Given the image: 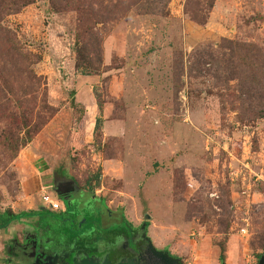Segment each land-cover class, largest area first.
<instances>
[{
  "label": "rangeland",
  "instance_id": "1",
  "mask_svg": "<svg viewBox=\"0 0 264 264\" xmlns=\"http://www.w3.org/2000/svg\"><path fill=\"white\" fill-rule=\"evenodd\" d=\"M91 1L118 16L96 24L89 53L78 44V14L55 13L48 0L5 19L40 57L33 69L55 115L0 172V208L40 211L44 195L63 206L49 186L55 177L74 178L91 195L99 230L110 228L99 218L109 211L127 223L114 228L127 234L128 225L134 244L148 245L143 263L127 261L146 264L154 250L183 264H222L225 243V264H258L262 251L251 243L264 234V119L250 114L241 84L218 82L211 65L197 70L195 54L224 39L264 52V0H215L202 25L186 13L187 0H80ZM107 144L113 159L105 158ZM85 218L71 242L79 235L86 245L96 239ZM20 223L9 238L0 235V264L32 261L7 254L12 238L34 241ZM50 232L68 233L59 226L46 238ZM108 253L92 259L111 264Z\"/></svg>",
  "mask_w": 264,
  "mask_h": 264
},
{
  "label": "trees",
  "instance_id": "2",
  "mask_svg": "<svg viewBox=\"0 0 264 264\" xmlns=\"http://www.w3.org/2000/svg\"><path fill=\"white\" fill-rule=\"evenodd\" d=\"M35 1L0 0V172L17 158L21 148L30 144L55 115L54 108L49 104L47 89L43 87V79L33 69L40 57L28 51L18 40L17 34L5 25L7 17L19 14ZM48 1L55 13L76 12L78 14L77 40L86 53L90 52L89 46L92 37L96 35L94 33L96 24L109 23L118 16L111 8L102 6V3H99L101 7H96V2L93 1L87 5H83L80 0ZM214 2L215 0H187L185 11L191 20L202 25L205 24V15L212 9ZM209 50L207 53L195 54L197 70L203 71V66L211 65L210 71L215 74L214 77L218 79V82L226 83L229 87H231L229 84L232 81H235L237 85L241 84V91H244L245 88L248 94L245 100L248 99L250 107L253 109L250 114H253L255 118L264 119V52L255 44L226 39L222 40L217 49L210 48ZM100 52L101 50H99V54ZM78 67L80 68L81 65L79 64ZM191 68L193 69L195 66ZM242 94L245 96V92ZM231 95L235 97V93ZM121 105V103L118 104L119 107ZM102 109L103 106L100 104L99 110ZM117 117H119L118 114ZM104 148L105 158L113 159L115 154L113 150H110L109 144ZM64 177L67 178V175L62 176V179ZM55 179L59 178L55 177ZM68 179L79 185L74 178ZM51 186L49 187L51 188ZM227 196V202L230 204L229 192ZM226 211L229 212L226 209L224 213ZM222 216L226 223H222L221 229L227 231L229 215ZM34 218H37V223H29L26 226L32 229L30 235L33 239L39 237L41 240L44 249L39 248V250L43 256L52 255L53 252L50 251L59 249L63 243L71 242V232H80L83 228L74 226L69 219L70 216L61 210L16 213L10 208L4 210L0 208V231L9 229L15 223H20L23 220L30 221ZM59 226H62L63 229L66 228L68 233L50 232L51 237L46 238L47 231H52ZM255 239L259 242L256 245L253 241L251 246L256 251H262L256 256L259 264L264 258V234L257 233ZM17 242H19V238H14V243ZM46 247L48 248L46 249ZM36 248L37 242L35 250ZM225 251L224 243L221 245L220 255L222 264H225ZM180 264L183 263L180 261Z\"/></svg>",
  "mask_w": 264,
  "mask_h": 264
},
{
  "label": "flooded vegetation",
  "instance_id": "3",
  "mask_svg": "<svg viewBox=\"0 0 264 264\" xmlns=\"http://www.w3.org/2000/svg\"><path fill=\"white\" fill-rule=\"evenodd\" d=\"M51 190L52 193L60 198L63 202L65 208L64 213L70 216V221L74 226L79 228H86L87 224H82L83 220L87 221L85 218L88 215L91 219V229L94 230L96 239L94 241H89V244H84V235H79L72 242H66L57 248L51 254H46L45 256L41 255L39 248L44 249L41 240L36 238L34 241H25L23 244L20 242L13 243L10 246V254L12 256H17L18 252H22L24 256L31 258L30 264H74L73 258L78 257L80 260L83 259H94L101 257V250L106 249L109 253L108 260L111 261V264H117L121 260H127L131 258L140 259L143 263L141 257L147 256L146 250L147 246L141 249V246L134 244V236L132 229L127 225V234L121 229L114 228L116 224H122L124 220L120 219L116 215H113L111 212L103 213L100 219L105 222L107 228H102L99 230L98 221L93 219V213L91 211V195L86 190L80 188L73 180L71 179H55L53 178ZM102 212V211H101ZM127 224V223H123ZM85 225V226H82ZM80 230V229H79ZM121 230V231H120ZM75 232V231H74ZM79 232V231H77ZM73 233V232H71ZM83 241V242H82ZM37 242V248L35 250ZM15 246V248H14ZM48 247H46L47 249ZM106 255V254H105ZM103 255V256H105ZM149 257V256H148ZM14 258V257H13ZM145 257L144 260H146ZM104 258H102L103 260Z\"/></svg>",
  "mask_w": 264,
  "mask_h": 264
},
{
  "label": "water",
  "instance_id": "4",
  "mask_svg": "<svg viewBox=\"0 0 264 264\" xmlns=\"http://www.w3.org/2000/svg\"><path fill=\"white\" fill-rule=\"evenodd\" d=\"M152 254L154 257L149 256L146 264H180V260L170 257L168 254L164 253H156L154 250H152ZM74 264H99L98 262H95L93 259H85L80 263H77L74 260ZM118 264H141L139 260H122ZM259 264H264V258L260 261Z\"/></svg>",
  "mask_w": 264,
  "mask_h": 264
},
{
  "label": "crops",
  "instance_id": "5",
  "mask_svg": "<svg viewBox=\"0 0 264 264\" xmlns=\"http://www.w3.org/2000/svg\"><path fill=\"white\" fill-rule=\"evenodd\" d=\"M50 197H51V196H50ZM54 199H55V198H54ZM55 200H56V199H55ZM59 203H60V202H59ZM60 204H61V203H60ZM43 205H44V207L41 208V210H49L48 207H47V205L45 204L44 201H43ZM63 207H64V206L61 205V208L63 209V210L61 209L62 212L65 211V210H64L65 208H63ZM41 210H40V211H41ZM23 222H25V226H26V225H27L26 220H23ZM20 224H22V223H19V224L17 223V225H20ZM15 226H16V225H15ZM14 228H15V227H14V225H13V228H9V229H7V230H1V231H0V235H2V236H3V239L5 240L6 238H9V234H10L9 232H10V230H13ZM13 240H14V238L10 239L11 244H12ZM11 244L9 243V244L6 246V249L8 248V251H7L8 253H7V254H9V255H11V254H10V251H9V250H10L9 248H10ZM4 248H5V247H4ZM228 251H229V247H228ZM229 259H230V258H229ZM5 260H7V264H11V263H12V261H10L9 259H5ZM196 264H200V263H196Z\"/></svg>",
  "mask_w": 264,
  "mask_h": 264
},
{
  "label": "built area",
  "instance_id": "6",
  "mask_svg": "<svg viewBox=\"0 0 264 264\" xmlns=\"http://www.w3.org/2000/svg\"><path fill=\"white\" fill-rule=\"evenodd\" d=\"M43 200H44V202L47 205L49 210H51V211L61 210V206H60V203L58 200L52 199L48 195H44ZM242 232H246V229H243Z\"/></svg>",
  "mask_w": 264,
  "mask_h": 264
}]
</instances>
